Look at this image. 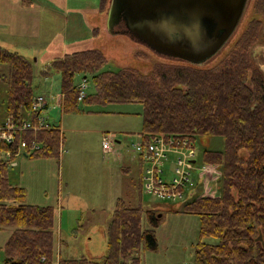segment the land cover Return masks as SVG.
Listing matches in <instances>:
<instances>
[{
  "label": "trees",
  "instance_id": "1",
  "mask_svg": "<svg viewBox=\"0 0 264 264\" xmlns=\"http://www.w3.org/2000/svg\"><path fill=\"white\" fill-rule=\"evenodd\" d=\"M105 4L106 0H100L99 10ZM256 11L264 13V0H257ZM260 30L261 22L255 21L211 67L156 63L149 72L132 66L111 70L101 49L88 48L55 57L41 72L43 76L50 71L60 74L64 112L78 109L76 77L81 76L94 81L97 94L91 100L96 103L143 105L144 140L160 133L193 143L200 136L225 138L223 150L203 152V162L222 166V194L187 201L183 209L200 218L201 238L216 239L198 242L194 264H264V73L255 67L251 52ZM1 83L0 120H4L0 127L7 120L17 126L11 131L12 142L1 137L0 129V230L10 232L4 264H144L142 249L157 250L160 218L141 204L142 176L137 206L117 198L106 226L107 248L102 257L60 255L55 261V209L29 203L27 189L12 182L10 170L19 155L59 159L63 131L49 124L20 129L24 122L39 121L31 110L38 95L33 63L2 46Z\"/></svg>",
  "mask_w": 264,
  "mask_h": 264
},
{
  "label": "rangeland",
  "instance_id": "2",
  "mask_svg": "<svg viewBox=\"0 0 264 264\" xmlns=\"http://www.w3.org/2000/svg\"><path fill=\"white\" fill-rule=\"evenodd\" d=\"M111 1L106 0L99 10L100 0H31V4L28 0H0V46L24 55L33 63L35 93L44 95L48 104L42 114L46 125L63 129V152L59 159L22 155L10 170L12 182L27 189L29 203L55 209V261L60 255L92 258L105 253L107 240L99 222L112 215L118 197L138 205L137 186L148 163L142 162L141 153L133 147L144 141L142 104L96 103L91 100L97 94L96 85L89 78L85 89L87 100H78L77 110L64 112L60 74L50 71V75L43 76L42 70L57 56L88 48L101 49L108 60L106 68L111 70L132 66L149 72L156 63H187L157 53L124 33V28L116 26L110 30ZM256 2L249 0L228 44L203 66L211 67L224 58L250 25L260 21L262 30L251 52L255 67L264 73V13L256 11ZM82 82L83 78L77 76L76 83ZM1 87L2 83L0 116H3ZM108 133L115 134V145L114 150L107 152L103 150L102 139ZM193 145L197 163L191 173L196 180L190 189L186 187L185 197L161 199L148 193L144 185L139 193L143 208L153 210L160 218L157 250L142 249L144 264H194L198 242L216 241L212 237L201 238L200 218L183 209L187 201L222 194V166L203 162V152L223 150L225 138L200 136ZM243 155L246 157V152ZM175 159L176 155L169 154L163 166V177L168 180L175 176ZM9 234V230H0V264H4Z\"/></svg>",
  "mask_w": 264,
  "mask_h": 264
},
{
  "label": "water",
  "instance_id": "3",
  "mask_svg": "<svg viewBox=\"0 0 264 264\" xmlns=\"http://www.w3.org/2000/svg\"><path fill=\"white\" fill-rule=\"evenodd\" d=\"M249 0H112L108 26L118 24L154 51L203 66L236 32Z\"/></svg>",
  "mask_w": 264,
  "mask_h": 264
},
{
  "label": "built area",
  "instance_id": "4",
  "mask_svg": "<svg viewBox=\"0 0 264 264\" xmlns=\"http://www.w3.org/2000/svg\"><path fill=\"white\" fill-rule=\"evenodd\" d=\"M88 82L83 80L79 85L80 93L78 99L81 101L87 95L85 89ZM47 106L46 97L42 94L37 95L32 102L31 110L38 115V123L32 124L31 121L24 122L20 126V129H41L48 126L46 125V118L43 114ZM17 126L10 120H7V124L0 127L2 131L1 137L9 142H12L14 137L11 133ZM115 134L108 133L103 136L102 147L105 151L114 150ZM22 143V146H25ZM38 147L37 144L34 145ZM134 150L140 152L143 157V163H148V167L143 175V185L146 191L161 199L178 200L185 197L188 192L187 189L191 188L195 184V178L191 172L196 170V148L188 139L184 138H171L160 133L154 137L144 140L143 142L133 144ZM169 154L176 155L175 159V176L172 180H168L163 177L164 164L168 159ZM11 153L7 152L6 156H10ZM58 264V263H57Z\"/></svg>",
  "mask_w": 264,
  "mask_h": 264
},
{
  "label": "crops",
  "instance_id": "5",
  "mask_svg": "<svg viewBox=\"0 0 264 264\" xmlns=\"http://www.w3.org/2000/svg\"><path fill=\"white\" fill-rule=\"evenodd\" d=\"M4 120V119H3ZM3 120H0V124L3 122ZM62 128V127H61ZM63 130V129H62ZM20 156L22 155H19L17 158H19ZM23 156H26V157H29L27 155H23ZM16 163V159L13 161V165ZM129 170V169H127ZM112 215L110 216H106L103 220H101L99 223H101V227L104 229L103 233H104V236L106 237V234H105V231H106V226L108 224V222L110 221ZM88 223L92 224L93 222L92 221H88ZM106 252V251H105ZM104 255V254H103ZM103 255L101 256H97L96 258H99V257H102ZM94 258V257H92Z\"/></svg>",
  "mask_w": 264,
  "mask_h": 264
},
{
  "label": "flooded vegetation",
  "instance_id": "6",
  "mask_svg": "<svg viewBox=\"0 0 264 264\" xmlns=\"http://www.w3.org/2000/svg\"><path fill=\"white\" fill-rule=\"evenodd\" d=\"M119 28H124V26L122 24H118L117 25Z\"/></svg>",
  "mask_w": 264,
  "mask_h": 264
}]
</instances>
